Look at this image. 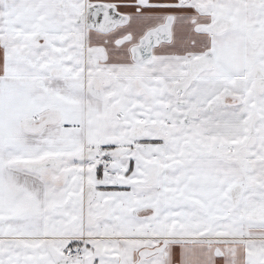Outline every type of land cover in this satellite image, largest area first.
Listing matches in <instances>:
<instances>
[{
    "label": "snow or ice",
    "instance_id": "snow-or-ice-1",
    "mask_svg": "<svg viewBox=\"0 0 264 264\" xmlns=\"http://www.w3.org/2000/svg\"><path fill=\"white\" fill-rule=\"evenodd\" d=\"M0 264H264V0H0Z\"/></svg>",
    "mask_w": 264,
    "mask_h": 264
}]
</instances>
